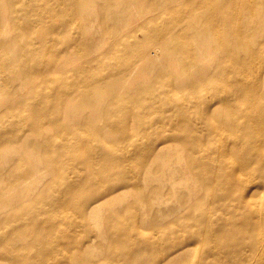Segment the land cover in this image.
Segmentation results:
<instances>
[{
	"label": "bare ground",
	"instance_id": "obj_1",
	"mask_svg": "<svg viewBox=\"0 0 264 264\" xmlns=\"http://www.w3.org/2000/svg\"><path fill=\"white\" fill-rule=\"evenodd\" d=\"M17 1L0 0V57L6 56L0 58V264H180L190 263L193 255L197 257L195 264H214L208 258L212 243H218L225 256L245 249L253 252L257 242L249 236L260 232L264 213L259 220L250 201L254 194L239 179L249 175L251 181L256 178L255 187H264V156L259 151L264 146V59L256 81L239 77L224 81L221 86L228 87L229 94L219 98L221 107L215 106V97L202 98L207 88L215 89L213 79L198 69L199 75L176 82L179 72L169 61L182 56L186 64L192 62L190 49L185 50L181 41L194 36L214 41L210 47L219 54L217 65L249 73L253 65L250 58L258 48L264 56V0H162L164 12L157 10L133 26L123 24L121 14L120 28L108 24L103 11L114 6L125 12L135 3L107 0L108 8L99 10V24L104 26L101 32L90 31L84 20L77 36H67L63 50L52 36L57 29L69 26L68 9L62 10L61 3L75 0H23L21 5ZM146 1L155 10L158 0ZM164 13H171L172 18L164 19ZM72 15L75 10L71 7ZM168 19L176 22L174 32L164 30ZM138 30H142V37L134 38L132 34ZM148 37L159 41L161 59L144 42ZM13 48L18 52H12ZM60 51L65 53L59 56ZM87 60H98L107 78L119 77L130 69L122 66V61L141 60L139 68L134 66L128 72L145 71L154 81L169 79L164 91L174 96L184 90L191 92L176 96L168 114L158 118L168 126L182 124L186 133L178 142L186 151L190 149L187 136L195 131L206 130L207 136L217 138L224 127L242 137L241 145L224 144L220 150V154L232 156L233 169L203 164L205 177L199 178L198 184L211 193L192 203L185 201L186 196L182 198L189 213L185 223L177 224L175 217L157 225L154 230L159 239L139 231L137 214L125 204L110 209L100 222L96 220L99 208L117 190L111 178H119L121 172L113 162L124 157H115L102 142L94 146L80 138L87 129L94 130L98 141L104 137L103 128H123L125 118L137 115L133 101L159 89L138 83L125 93L103 92L104 79L90 76ZM109 62L114 63L110 66ZM37 78L42 85L35 83ZM83 80L90 82L92 90L79 91ZM190 101L200 112L196 126L181 122ZM66 103L72 109H82L72 123L60 114ZM86 108L94 111L82 113ZM173 112L177 119L171 117ZM8 116L10 122L6 121ZM104 116H109L111 123L94 125ZM54 129L55 135L63 136L51 138ZM176 137L170 134L171 139ZM144 150L149 157L159 158L156 149ZM93 164L96 173L81 174L75 180L69 176ZM99 177L105 184L102 188L94 186ZM150 196V190H144L139 201L150 204ZM152 220L158 221L154 216ZM91 226L96 230L88 236ZM82 227L88 229L83 231ZM197 243L201 244L199 251L188 246ZM100 254V259L91 258Z\"/></svg>",
	"mask_w": 264,
	"mask_h": 264
},
{
	"label": "rangeland",
	"instance_id": "obj_2",
	"mask_svg": "<svg viewBox=\"0 0 264 264\" xmlns=\"http://www.w3.org/2000/svg\"><path fill=\"white\" fill-rule=\"evenodd\" d=\"M75 1H66L64 5L62 3L60 5L62 6V10L68 9L66 19L70 18V22L66 29L59 28L56 30V32H54L52 41H54L57 46L63 47L62 50L68 44L65 43V39L68 35L75 37L81 32V26L84 20L87 23V28L90 31L101 32L104 27L102 24H99V22L102 21L99 10L107 7V0ZM22 2L23 0L17 1L19 5H21ZM132 2L135 3V5L131 4L133 6H129L125 12H123L119 7L111 6L113 1L110 2L109 6L111 7H107L108 9L103 11V15L105 14L106 18L110 20L109 23L105 22V24H115V28H118V26L120 28V15L123 14L122 17L125 20L123 24L128 22L129 25L133 26L137 20L145 18L157 10L164 12L163 6L165 4L162 2V0H158V5L156 6L155 10L150 7L151 3H148L146 0H132ZM66 5L68 8H64ZM71 7L73 10H75V15L70 17ZM138 9L141 10L139 11ZM163 15L164 19L169 17L172 18L171 13H164ZM34 16L35 15H32L31 17L34 18ZM167 21L169 25L167 24L164 27V30L167 32H174L175 27L173 25L176 23L175 20L168 19ZM132 36L134 38H141L142 30H138L137 32L133 33ZM144 42L147 43L149 49L155 50L154 56H156L158 59H161L162 48L160 47L159 41L152 37H148L144 40ZM212 43H214V41L210 42L207 39L195 38L194 36L184 37L181 41V44L186 46L185 50L190 49L189 54L193 56L194 60L186 64L185 59H183L181 56V58L179 57L178 60L171 59L169 61V65L172 69L178 70L179 74L176 75L175 81L179 83L183 79L186 80L189 77H194L196 73L199 75L198 69H201L203 73L207 75V77H210L215 82V89L207 88L205 91L206 95L202 98L207 99L210 97H215V106L221 107L222 104L219 101V98L229 92L228 87L226 88L221 86L224 84V81L235 77L244 79L247 82L256 81L259 71H261L263 66L262 60L264 59V56L262 54V50L258 48L257 53L250 58L251 62L253 63L250 72H243L241 74L231 66L217 65V58L219 57V54H217L216 51L211 50L210 44ZM32 46H35V44ZM11 51L18 52V49L13 48ZM61 51L59 56L65 53ZM183 56L185 58L186 55L183 54ZM5 57V55H2L0 58L4 59ZM83 58L84 57L80 58V60ZM86 59L89 58L86 57ZM162 61L163 60H160V62ZM87 62H89L90 66L88 71L90 76L97 79H104V87L102 89L103 92L113 93L115 91L125 93L138 83L142 85L156 86L159 89L158 91L155 90L151 94L139 96V98H136L133 101L132 105L137 109V115L125 118L123 128H117L116 126L103 128L102 131L104 137L98 141L97 138L94 137V130L87 129L82 131L83 135L80 137L83 140L89 141L94 146L97 142H102L105 146L113 150V155L115 157L120 159L121 156L124 157V159L115 160L113 162V164L119 168L121 172V178H111V181L117 183V190L114 194L106 198L105 202L97 212L96 220L100 222L105 213H107L110 209L118 208L125 204L126 206L132 208V213L137 214L135 226L139 229V231L145 232L146 235L157 237L159 239V235H157L154 230L157 225L167 223L169 220L175 217H177V224L182 225L185 223L189 213L182 204V198L186 196L185 201L187 203H192L198 197L201 196L202 199H204L211 193V190L207 189V187H200L198 184L199 178L205 177L203 164L209 162L210 165L214 166V168L215 166L219 168L221 165H224L226 170L233 169V166L230 164V158L232 161H234L232 156L229 153L226 155L220 154V150L223 148L224 144H231V146L238 144L241 145L243 141L242 137L237 132H233L230 129H226L224 127L220 129L217 138H211L207 136L206 130H199L195 131V133L192 132L193 134L187 136V142L190 149L186 151L181 143L178 142V140L180 141V138L185 136L186 133V131L183 130L182 124L168 126L165 123H161L162 121L158 120V118L163 115H167L171 109V103L177 100L175 97L177 96L179 98L182 94L189 92L188 90H184L183 93L177 92L176 96H174V94H168L166 91H164L167 85L170 83L169 79L166 78L154 81L151 76H149L150 74L145 71L128 72L132 69V67H138L140 64L142 65L143 62L141 63V60L122 61L121 65L130 69H127V71L121 74L119 77L116 76L109 78L106 77V71L98 63V60H87ZM112 63L109 62V65L112 66ZM71 65H73V63ZM224 68L228 70L227 73L223 72ZM7 71V69L4 70L5 73ZM213 72H215V76L213 75ZM35 83L42 85L39 78L36 79ZM82 84L83 86L79 88L81 93H85L86 90L89 89L92 90V85H90L89 81L83 80ZM86 85L88 89H86ZM6 87L7 84L3 83V88L6 89ZM27 88L28 87H26V89ZM202 89L203 87L201 86L199 90ZM189 93L191 94V92ZM190 98L194 100L193 97ZM180 101L185 102L186 100L180 99ZM192 103V101L188 102L187 115L185 116L184 121L181 122L196 126L198 124L197 121L200 117V112L197 111L193 105H191ZM241 108L244 109L245 105L243 104ZM29 109L30 108L28 106L24 107V110L26 111H29ZM89 109L90 108L83 109L82 113H90V110L91 112L94 111ZM248 109L249 108H247V110ZM81 111L82 109H72V107L66 103L62 106L60 114L67 122L72 123L77 120V117L79 114H81ZM171 117L173 119H177L178 115L176 112H173L171 113ZM10 118L11 116H8L6 121L10 122ZM107 119H110V117H101L96 120L94 125H104L111 123ZM174 126L177 127L173 128ZM250 128L254 129L251 126ZM21 130L22 129H19L18 132ZM54 132L55 129L50 131L51 138H60L63 136V133H58L55 135ZM257 132L260 131L257 130ZM171 133H174L177 135V137L171 139ZM9 146L3 148L2 153ZM145 147H151L160 152L157 155L159 158L156 160L153 157H149L147 153H145ZM259 151L261 155L264 156V146H262ZM249 159L250 157L248 158V161ZM94 161L95 160H93V162ZM166 162L169 163L165 165ZM96 172V166L93 164L85 166V168H81L79 171L71 172L69 173V176L72 177V180H75L79 178L81 174ZM239 180L244 183L246 189L249 188V191L254 194L250 201L252 202V205L255 206V211L259 216L258 219L260 220L262 214L264 213V187H255V185L258 184L256 183L257 180L254 177V180L251 181L249 175L241 176ZM139 184L142 185L140 186ZM94 186L96 188H102L105 186V184H103L99 177V179L97 178V180L94 181ZM144 190H150V204H144V202L139 201L141 192ZM255 194H257V196H255ZM203 206L207 207L206 203ZM199 208L200 207L197 209ZM70 212H72V210H70ZM220 212L222 211L220 210ZM153 216L158 219L156 223H154L155 221L152 220ZM189 227L194 228L195 226L190 225ZM216 227L217 225L215 223V228ZM221 228L225 230L226 226L222 225ZM82 229L84 231L88 228L82 227ZM161 229H163V227ZM89 230L92 233L87 232L86 235H94L96 227L94 229L91 226V229ZM180 235L182 238L184 237L182 232ZM249 237L255 238V243L257 242L253 252L250 249H245L242 252H235L225 256L222 251L219 250V244L212 243L211 254L208 255V258H210L214 264H264V221L261 225L260 232H254L250 234ZM164 239L165 242L168 240L165 236ZM94 240L97 241L96 238H94ZM162 242H164V240H162ZM168 244L170 246V242H168ZM188 246L195 249V251L201 250V244L199 243L195 245L189 244ZM99 256H101V254L91 256V258L100 259ZM190 260V263L185 262L180 264H195L197 260L196 255H193Z\"/></svg>",
	"mask_w": 264,
	"mask_h": 264
}]
</instances>
